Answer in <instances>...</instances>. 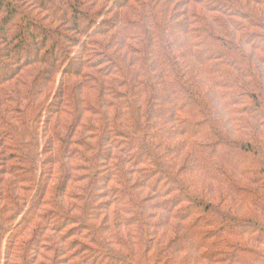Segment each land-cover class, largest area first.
I'll list each match as a JSON object with an SVG mask.
<instances>
[{
  "label": "trees",
  "instance_id": "obj_1",
  "mask_svg": "<svg viewBox=\"0 0 264 264\" xmlns=\"http://www.w3.org/2000/svg\"><path fill=\"white\" fill-rule=\"evenodd\" d=\"M62 2L0 0V264H264V0Z\"/></svg>",
  "mask_w": 264,
  "mask_h": 264
},
{
  "label": "rangeland",
  "instance_id": "obj_2",
  "mask_svg": "<svg viewBox=\"0 0 264 264\" xmlns=\"http://www.w3.org/2000/svg\"><path fill=\"white\" fill-rule=\"evenodd\" d=\"M56 4H63V2H62V0H53ZM24 5V4H23ZM40 11H38L37 13L43 18L44 17V14H41V13H39ZM209 14V13H208ZM208 14H204V15H207L208 16ZM211 15H215V14H211ZM40 17V18H41ZM41 18V19H42ZM46 23H48V22H51V20H49V21H45ZM58 27L59 26H61V24H56ZM32 34H33V36H34V38H39V36H40V33L39 32H37V31H33L32 32ZM55 34V35H54ZM53 34V39H55V40H60L61 41V35L60 34H56V33H54ZM26 41H28V42H30V39H29V37H26ZM63 44H64V42H63ZM57 54H58V56L60 55V53L59 52H57ZM24 55H21V56H19V59L21 60V61H30L32 58H33V56L32 57H23ZM15 59H16V56H12V57H10V58H8V59H4V54H3V50H2V48H1V45H0V60H4L5 61V64H6V66H7V68H8V70H9V73H10V71L11 72H13V71H15L16 70V64H15ZM24 59H26V60H24ZM184 62L186 63V67H188V68H191L190 67V62L191 61H189V60H185L184 59ZM196 68V67H195ZM8 74V71H4L3 73H1V70H0V78L1 77H3V76H6ZM201 77V82H200V79L198 78V75ZM197 74H194L193 75V77H192V79H193V81L194 82H199V83H201V84H203V73L201 72V71H197ZM87 119V118H86ZM82 121H85V116H84V118H82ZM234 138L235 139H233V140H237V141H243L244 139H240V136H238V135H235L234 136ZM233 169V168H232ZM234 170V169H233ZM201 186H204V187H206L207 188V184H200L199 186H196V188H197V190L199 191V192H203V190H201ZM146 197H148L147 198V200L145 201V202H143L144 203V206H145V209L143 210V214L144 213H146V215H150V214H153V215H155V217L154 218H151V221H150V223L151 224H153V223H161V224H164L165 226V228H166V230L168 231V235H166V238L167 239H170L171 238V236H172V233H173V229H176L174 232L176 233V234H178V235H180V237L179 238H177L178 239V241H181V237L184 235V231H185V229H186V226H187V224L189 223V222H187V223H184V222H181V221H177V220H172L169 216H168V214L167 213H165V211H161V212H159L158 210H156V209H153V208H149L151 205H153L154 203H156V201H158V198L156 197V195H155V193H145V194H142L141 195V198L142 199H145ZM154 213H156V214H154ZM254 213V211H252V210H247V209H241V210H239V213L236 215L237 217H239V218H244V219H248L252 214ZM160 217V218H159ZM161 221V222H160ZM233 226L237 229L236 231L234 230L235 228H229V230H228V234H231V233H233V234H236V233H238L239 231H240V229L239 228H237L236 226H235V224H233ZM132 229V231L135 229V228H131ZM152 232H154L155 230H156V227L154 226H151V229H150ZM159 232L157 231V234L155 235V239H159V240H161V238L160 237H158L159 236ZM133 240V239H132ZM238 240H241L242 242H243V244L245 245V246H248V247H254L255 246V244H253V243H251L248 239H246V238H242L241 236L238 238ZM164 242H166L167 243V241H165L164 240ZM251 245V246H250ZM256 249H258L259 250V247L258 246H256ZM192 251V250H191ZM193 253L194 254H196V252H194L193 251Z\"/></svg>",
  "mask_w": 264,
  "mask_h": 264
}]
</instances>
